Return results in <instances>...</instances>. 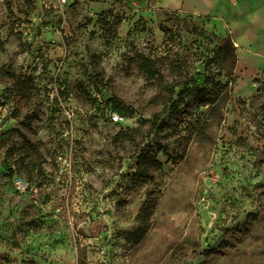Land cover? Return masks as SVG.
<instances>
[{"label": "rangeland", "instance_id": "rangeland-1", "mask_svg": "<svg viewBox=\"0 0 264 264\" xmlns=\"http://www.w3.org/2000/svg\"><path fill=\"white\" fill-rule=\"evenodd\" d=\"M70 2L0 0V264H264V0Z\"/></svg>", "mask_w": 264, "mask_h": 264}, {"label": "crops", "instance_id": "crops-1", "mask_svg": "<svg viewBox=\"0 0 264 264\" xmlns=\"http://www.w3.org/2000/svg\"><path fill=\"white\" fill-rule=\"evenodd\" d=\"M77 1V0H73ZM89 5L91 8L105 9L112 1L115 0H79ZM137 8L149 11V10H182L185 6H191L192 0H129Z\"/></svg>", "mask_w": 264, "mask_h": 264}, {"label": "built area", "instance_id": "built-area-1", "mask_svg": "<svg viewBox=\"0 0 264 264\" xmlns=\"http://www.w3.org/2000/svg\"><path fill=\"white\" fill-rule=\"evenodd\" d=\"M72 2L70 0H57V4L54 6L56 10V16L59 18L62 24V29H69V24L67 21V11L70 8ZM42 17H45V14H43ZM55 18V17H54ZM67 35L71 34V31L66 32ZM113 119L115 121H118L120 119V116L117 113L113 114Z\"/></svg>", "mask_w": 264, "mask_h": 264}, {"label": "trees", "instance_id": "trees-1", "mask_svg": "<svg viewBox=\"0 0 264 264\" xmlns=\"http://www.w3.org/2000/svg\"><path fill=\"white\" fill-rule=\"evenodd\" d=\"M151 60L150 59H146V60H144V65H145V68L146 69H151ZM131 113H133V112H131Z\"/></svg>", "mask_w": 264, "mask_h": 264}]
</instances>
